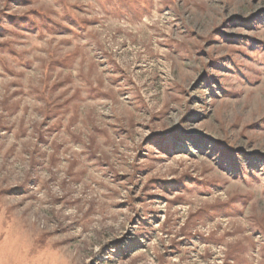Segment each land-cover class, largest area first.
<instances>
[{
	"label": "rangeland",
	"instance_id": "rangeland-1",
	"mask_svg": "<svg viewBox=\"0 0 264 264\" xmlns=\"http://www.w3.org/2000/svg\"><path fill=\"white\" fill-rule=\"evenodd\" d=\"M0 264H264V0H0Z\"/></svg>",
	"mask_w": 264,
	"mask_h": 264
}]
</instances>
